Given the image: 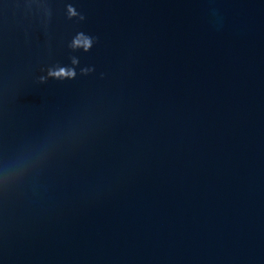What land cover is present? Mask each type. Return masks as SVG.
Masks as SVG:
<instances>
[{
	"label": "water",
	"instance_id": "1",
	"mask_svg": "<svg viewBox=\"0 0 264 264\" xmlns=\"http://www.w3.org/2000/svg\"><path fill=\"white\" fill-rule=\"evenodd\" d=\"M0 264H264V0H0Z\"/></svg>",
	"mask_w": 264,
	"mask_h": 264
},
{
	"label": "clouds",
	"instance_id": "2",
	"mask_svg": "<svg viewBox=\"0 0 264 264\" xmlns=\"http://www.w3.org/2000/svg\"><path fill=\"white\" fill-rule=\"evenodd\" d=\"M75 44L77 46H79L81 44V41L80 40H77V41H75ZM83 46L85 47V49H87L88 47H90L91 46L90 40H84L83 41ZM53 75H56V76H64V75H72V73H66L63 70H61L60 72L53 73Z\"/></svg>",
	"mask_w": 264,
	"mask_h": 264
}]
</instances>
